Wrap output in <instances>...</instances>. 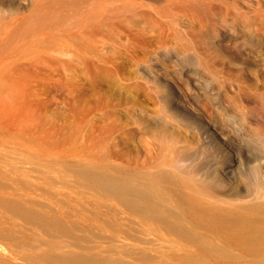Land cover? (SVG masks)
I'll return each mask as SVG.
<instances>
[{"label": "rangeland", "instance_id": "rangeland-1", "mask_svg": "<svg viewBox=\"0 0 264 264\" xmlns=\"http://www.w3.org/2000/svg\"><path fill=\"white\" fill-rule=\"evenodd\" d=\"M254 3L0 0V264H54L42 253L50 238L61 239L13 204L78 222L81 229L74 233L82 239L74 246L71 237L61 236L63 249L97 257L95 264L126 261L132 249L140 254L139 242L133 244L139 223L124 218L117 197L94 187L82 167L138 177L167 169L176 177L175 184L163 183L177 187L173 199L178 190L203 207L228 204L175 167L197 157L196 145L187 119L152 74L190 76L208 94L200 102L219 101L229 109L248 150L264 159V52L253 64L236 61L230 52L246 40L264 46V3ZM200 162L214 168L209 159ZM256 194L254 189L248 198ZM95 210L104 229L91 224ZM262 215L249 216L256 230L250 245H264ZM147 250L139 255L143 264H169L167 249L165 259L151 258L155 252ZM204 256L197 253L187 264L225 262ZM171 258L170 264L184 259Z\"/></svg>", "mask_w": 264, "mask_h": 264}, {"label": "bare ground", "instance_id": "bare-ground-1", "mask_svg": "<svg viewBox=\"0 0 264 264\" xmlns=\"http://www.w3.org/2000/svg\"><path fill=\"white\" fill-rule=\"evenodd\" d=\"M254 2L255 7V4L260 6L264 3V0H254ZM260 16L264 22V13ZM243 42L245 43L244 45L237 44L230 50L232 57L238 62L247 60L250 64L256 63L257 58L261 57V51L264 52V46L262 47L261 45L262 42L252 40ZM152 75L164 87L166 99L171 104L176 105L175 108L180 110V112H177L183 118L189 119L188 121L186 120V123L191 128L190 136L196 145L195 152L197 157H187L189 160L186 159L187 162L183 160L186 163L182 164L181 162L180 164L182 165L177 164L176 161L175 167L185 173L186 176L188 174L191 181L196 182L199 190L203 191V189H206L207 192L210 191L219 199H225L228 204H213L215 206L214 209L210 208L211 205L203 207L204 205L201 202L198 204L188 197L185 199L178 190L176 191L177 197L173 199L170 195L175 192L177 187H167L163 183L175 184L176 177L167 169L147 173L143 177H138L125 171L112 173L98 167H82L79 172L87 176L94 187L114 194L119 201L118 208L120 205L119 212L122 213V216L139 223V226L137 224L138 236H136V232L135 234L132 232V234L134 237L136 236V243L133 242V244H138L137 242H139V249H142V254L144 249L154 250L152 252L155 253L148 256L151 258L153 255L156 257L161 256V258L162 256L165 258L168 256L169 262L167 263L169 264L172 262L169 260L171 256L180 257V260L181 257L184 258L181 260L183 264L193 262L197 253L204 254L208 258H228L227 264H264V245H250L253 241V236L256 235V230L253 226V221L249 217L251 214L264 215V159H261L259 154H254L248 150L246 143L242 139L241 128L235 123V116L229 109L225 108L219 101L214 102L215 105L209 102H200L199 96L205 97V94L206 96L208 94L205 92L201 93L197 83L190 76L178 71H162ZM205 159L211 160L214 163V168L211 170L206 169V166H203L200 162V160ZM254 189L257 190V194L248 198V195ZM13 206L30 219L41 221L53 237L61 238L49 239L48 246L42 253L44 258L54 264H95L99 262L97 257L81 255L71 248L63 249L65 241H63L61 236L71 237V245L74 246H77L78 240L82 239L81 236L74 233L75 229H81L78 222L67 223L60 217L44 209L40 210L39 208L38 210V208L33 206L24 207L19 204H13ZM97 213L98 210L92 211L91 218L93 221L91 224L104 229L101 225V220L97 218ZM263 215L262 220L264 221ZM117 235L119 234L114 236L116 237ZM133 235H130V238ZM122 240L125 241L124 239ZM233 241L247 250L237 253V251L241 250V247L235 246L236 244H229L233 243ZM126 244L128 245V243ZM244 245L250 246L245 248L243 247ZM117 246L119 245L117 244ZM232 246H234V249L238 248L236 253L231 251ZM130 247L133 248V246ZM164 249H167L166 251L170 253V258L167 252L163 251ZM129 250L127 251L130 252L131 250ZM133 250H135L134 253L137 252L135 256L141 254V252L138 254L139 251L137 249ZM150 250H147V252ZM175 252L178 253V256L174 255ZM130 253L128 254L130 255ZM134 253L132 252L130 257L126 253V261L123 258V260L121 258L117 260V257L115 259L116 263L143 264L142 260L145 259H143V255L139 256V258L136 256L137 259L132 256ZM248 253L252 257L247 255ZM115 254H111V256H116ZM131 257L134 259L127 260V258ZM176 257L174 260L171 258V260H177ZM111 258H108V260L110 261ZM105 259L107 260V258ZM105 259V262H103L109 263ZM240 259H242L241 262ZM200 260H203V258ZM163 261L165 262L166 259ZM152 262L154 261L151 260L150 263ZM177 262L174 264H178ZM225 262L222 264H226ZM208 263L210 262H205V264ZM215 263L217 264V262ZM154 264L159 263L156 262Z\"/></svg>", "mask_w": 264, "mask_h": 264}]
</instances>
